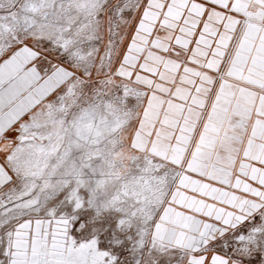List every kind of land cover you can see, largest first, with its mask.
Masks as SVG:
<instances>
[{
  "label": "snow or ice",
  "instance_id": "6c2138e0",
  "mask_svg": "<svg viewBox=\"0 0 264 264\" xmlns=\"http://www.w3.org/2000/svg\"><path fill=\"white\" fill-rule=\"evenodd\" d=\"M0 264H264V0H0Z\"/></svg>",
  "mask_w": 264,
  "mask_h": 264
}]
</instances>
